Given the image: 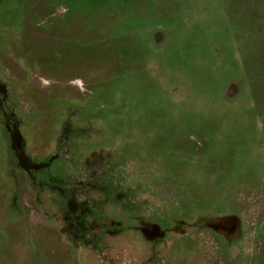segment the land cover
<instances>
[{
  "label": "rangeland",
  "instance_id": "obj_1",
  "mask_svg": "<svg viewBox=\"0 0 264 264\" xmlns=\"http://www.w3.org/2000/svg\"><path fill=\"white\" fill-rule=\"evenodd\" d=\"M1 83L0 264H264V0H0Z\"/></svg>",
  "mask_w": 264,
  "mask_h": 264
},
{
  "label": "flooded vegetation",
  "instance_id": "obj_2",
  "mask_svg": "<svg viewBox=\"0 0 264 264\" xmlns=\"http://www.w3.org/2000/svg\"><path fill=\"white\" fill-rule=\"evenodd\" d=\"M165 34H167L166 31H165ZM154 41H155V37H154ZM0 88L2 90V94L0 96V101L3 102L2 104H0V115L2 118L1 122H2V125L4 126L6 137H7L6 140L8 141V143L10 145V149L14 153L15 157L18 158V160L20 159V157L17 156L16 153L19 152V150H20L19 146L21 145V148H22L21 151L24 152L27 159L33 160L35 162V164H38V165H44V164L47 165L41 171L34 172V173H37V176L35 177V179L31 180V181H33V183H35L36 188H38L40 186L41 189H44L45 185L46 186L49 185L50 182L52 181V179H55L57 177V174L55 172H53V165L56 164L57 161L54 160L51 156H48L45 159H39L37 157H32L26 151L27 137H26V134L24 133V131L22 129L23 123L21 120L18 119V116L16 114V109L14 108V106L11 103L12 102L11 101V94H10L9 90L6 91L4 89L2 83L0 85ZM12 132L18 133V137L17 136L14 137L15 138L14 140H13V137L10 135ZM11 139H12V141H11ZM41 174H42V176H41ZM38 178H40L42 180H39ZM40 184L44 185V187L41 186ZM61 202L63 204H65L64 200H61Z\"/></svg>",
  "mask_w": 264,
  "mask_h": 264
}]
</instances>
